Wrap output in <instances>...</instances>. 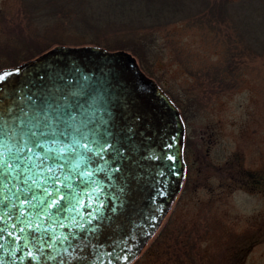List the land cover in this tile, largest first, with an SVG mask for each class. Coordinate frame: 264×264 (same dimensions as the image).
Returning a JSON list of instances; mask_svg holds the SVG:
<instances>
[{
  "label": "rangeland",
  "instance_id": "obj_1",
  "mask_svg": "<svg viewBox=\"0 0 264 264\" xmlns=\"http://www.w3.org/2000/svg\"><path fill=\"white\" fill-rule=\"evenodd\" d=\"M17 7L0 0V41L15 33ZM223 31L176 22L159 31L148 66L133 56L178 104L191 154L178 207L134 264H264V55L235 58L229 87L211 88L208 74L229 63ZM250 43L248 50L260 49ZM6 57L0 70L28 60Z\"/></svg>",
  "mask_w": 264,
  "mask_h": 264
},
{
  "label": "flooded vegetation",
  "instance_id": "obj_2",
  "mask_svg": "<svg viewBox=\"0 0 264 264\" xmlns=\"http://www.w3.org/2000/svg\"><path fill=\"white\" fill-rule=\"evenodd\" d=\"M88 60L89 67L86 68V71L92 73L91 82L96 81L101 92V108H99L101 111L98 110L92 116L93 121L88 119L85 121L87 130H85L84 144L87 143L90 149L84 154L88 172L96 175L100 181L97 185L95 184L96 190H98L96 197L89 196V208L83 209L81 213L92 212L91 226L96 231L94 233L78 232L72 223V217L68 221L17 223L16 219L26 218L29 211H37V208L34 207L36 201L31 199L27 204L21 203L20 198L25 194L23 183L20 184L21 191L17 193L14 181L12 183L13 195L10 193L12 203L9 195L0 206V217H3L0 220V245L3 246L0 247V264H59L60 259H64L70 264H134L143 256L145 247L151 240V246L158 244L161 234L159 229H161L164 218H167L169 214L172 216L173 210L178 207L182 184L188 176V166H190L188 165L191 155L189 154L190 146L186 144L185 132L182 155L186 166L184 176L179 183L180 187L174 191L172 172L163 162H156V156L153 154V151L164 145L166 136L171 132L173 134V124L169 123L171 128L168 133L161 126L157 133L154 126H148L142 119L144 104L154 105V94L149 92L145 84L138 81H129L126 84L121 81L118 76H125L126 66L118 68L115 62L106 65V61L96 57L88 58ZM64 64L66 65L62 59L58 62V67H61V70L57 73L56 69H53L51 74L60 76L63 72L68 71ZM69 67L70 73H74L75 68L83 67V63L79 60L76 66ZM139 69L141 74H144L140 67ZM144 76L151 79L147 74ZM155 84L159 85L156 82ZM162 91L165 93L163 89ZM167 96L169 95L167 94ZM170 100L174 103L172 98ZM177 108L181 113L179 106ZM54 130L56 134H61V137L65 135V137L52 150L54 152H56L55 150H64L65 143L70 139L71 129L67 125H61L56 126ZM101 144H111L112 147L106 148L97 155L98 145ZM149 155L153 156L154 161ZM62 156H66L64 151ZM68 160V163H71L70 158ZM161 165L164 170H160ZM53 167L55 175L60 180H64L63 172L68 169L55 165ZM40 176V182H52L51 173H41ZM19 182H23V180ZM49 186L52 185L47 183L46 187L49 188ZM131 189H135L136 192L143 191L146 194V206H141L136 211L140 220L127 222L128 213L130 216L134 213L130 211L132 206L129 205L133 201L129 198ZM28 195H35L39 199L45 194L39 189L38 194L32 191ZM59 196L60 193L59 195L56 193L54 198H46V202L50 203L51 200L58 199ZM13 204H16L17 207L13 208ZM64 207L65 205L62 206V208ZM163 207H168L164 213ZM160 213H163L162 217ZM74 217L78 221L81 220V215ZM83 219L86 220L87 216H84ZM61 224L64 226L61 227ZM36 225L40 227L37 228ZM21 228L24 229L23 232L20 231ZM73 231H77L80 247L91 244V248L84 247L81 254L73 244L69 248L71 254H66L64 248L68 246V242H65L62 237L70 236ZM58 237L61 239H57ZM49 244L51 248L48 247ZM78 256L79 258H77Z\"/></svg>",
  "mask_w": 264,
  "mask_h": 264
},
{
  "label": "water",
  "instance_id": "obj_3",
  "mask_svg": "<svg viewBox=\"0 0 264 264\" xmlns=\"http://www.w3.org/2000/svg\"><path fill=\"white\" fill-rule=\"evenodd\" d=\"M94 57L106 61V65L115 62L118 68L126 66L125 76L121 75L118 78L125 84L129 83V81L143 83L149 89V92L154 94V105L144 104L145 106L142 110L144 116H142V119L148 126H154L157 133L160 126L164 127V131L168 133L171 128L170 125L173 124V134L171 132L170 135L166 136L164 145L153 151V154L156 156V162H163L172 172L174 191L180 187L179 183L182 180V176H184L186 166L182 155L185 124L176 104L170 100L169 96L152 79H147L144 74H141L136 58L125 49L108 51L105 47L95 45H83L81 47L53 46L52 49L45 53L43 52L36 58L23 61L15 66L12 65V67L1 68L0 70V74H11L5 77L3 82H0V108L8 109L9 111L15 110L17 113L21 108H24L29 110L30 113L47 115L52 118L53 127L50 133L42 137L45 151L59 145L60 141L65 137V135L61 137V134L58 135L54 132L56 126L67 125L71 129L70 139L64 145L65 149H61V151L55 150V153H59L58 156L62 158L61 167L68 169L63 172L62 178L64 180L59 179L55 183L49 181L42 184V186H46L47 183L52 185L48 188L52 193L51 199L55 197L56 193L58 195L60 193V196H65V200L61 202V208L65 205L62 208L63 212L47 208L46 212L51 213V215H46L45 212L37 209V211H29L24 219H16L17 223L68 221L71 217L78 216L77 210L80 213L83 211V209H80L81 204L86 205L84 209L89 208L90 195H92V198L96 197L98 190H96L95 184L97 185L100 179L94 174L89 176L84 152L90 148L85 149L83 147L85 130H87L85 121L86 119L93 121L94 118L92 116L98 110L99 112L101 111L99 109L101 108V92L97 87L96 81L91 82L92 73L86 71V68L89 67L88 58L92 59ZM62 59L65 61V69L67 70L68 68V71L63 72L60 76L52 75L51 70L56 69L57 73L61 70V67H58V62ZM79 60L82 61L83 67L75 68L74 73H70L69 66H76ZM57 116L59 117L58 119ZM170 122L171 124H169ZM88 133L89 131L86 136ZM34 151L36 150L34 149ZM38 151H41V155L44 154L42 148L38 149ZM63 151L66 154L65 157L62 156ZM169 155L175 157L174 162L167 159ZM149 156L153 160V156ZM68 158H70L71 163H68ZM153 165L159 167L158 165ZM161 169H163L162 165L160 166ZM71 175L73 176L71 177ZM22 183L19 182V184ZM22 186L25 193L28 185L23 183ZM32 191L38 194L39 189L33 188ZM10 193L12 194V183L6 187L0 186V206L5 197L8 198L9 195L12 203L13 194L11 195ZM145 197L146 194L143 191L138 190L136 192L135 189H131L129 198L133 201L129 205L132 206L130 211L134 213L131 216L128 213L129 219L127 222L129 220H140L136 211L141 206H146ZM167 208L163 207V213ZM163 213H160L161 217Z\"/></svg>",
  "mask_w": 264,
  "mask_h": 264
},
{
  "label": "trees",
  "instance_id": "obj_4",
  "mask_svg": "<svg viewBox=\"0 0 264 264\" xmlns=\"http://www.w3.org/2000/svg\"><path fill=\"white\" fill-rule=\"evenodd\" d=\"M17 8L15 33H4L0 41V54L8 58L4 61L15 56L29 60L52 46L95 45L125 49L146 67L159 31L185 21L211 32L224 30L221 42L229 63L208 74L211 88L229 87L235 58L264 55V0H18ZM237 13L244 17L237 18ZM247 29L258 33L250 37ZM250 40L260 46L258 51L248 50Z\"/></svg>",
  "mask_w": 264,
  "mask_h": 264
},
{
  "label": "snow or ice",
  "instance_id": "obj_5",
  "mask_svg": "<svg viewBox=\"0 0 264 264\" xmlns=\"http://www.w3.org/2000/svg\"><path fill=\"white\" fill-rule=\"evenodd\" d=\"M11 75L10 73L0 74V82H3L5 77ZM59 117L57 116V119ZM53 127L52 118L47 115H40L36 113H30L29 110L21 108L17 113L15 110L9 111L8 109L0 108V186H7L8 184L16 183L15 191L19 193L21 191L19 181L23 179V183L28 185L25 190V194L20 198L21 203L27 204L29 199L36 201L34 207L39 209L41 212H45L46 215H51L47 213V208H52L60 210L61 202L65 200V196L61 195L58 199L51 200L50 203L46 202V198L52 197V193L46 186L42 184L47 181H42L38 183L41 179V173H51L50 179L53 183L59 180V177L55 175L54 167H61L62 158L59 157L51 148L47 151L44 150V139L42 137L47 136ZM85 149H88V144L83 145ZM99 152L97 155L102 153L106 148H111V144L98 145ZM169 147H171L169 145ZM43 149V155L38 149ZM34 149L36 151H34ZM75 151V149H73ZM158 158V157H157ZM170 161H175V157L169 155L167 157ZM92 174L89 173V176ZM35 176V178H33ZM33 188L41 189L42 193L45 195L41 196L39 199L35 195L29 196L28 194L32 192ZM102 191V190H101ZM7 199V197H5ZM13 208L17 205L13 204ZM86 208V205L81 204L80 209ZM71 211V210H69ZM81 220H76L75 217L72 218V223L78 232H89L94 233L96 229L91 226L92 224V212L87 211L85 213H80ZM6 215L8 213H5ZM87 216V219H83ZM3 217H0L2 220ZM64 225L61 224V227ZM15 227V225H13ZM39 228V225H36ZM21 232L24 231L23 228L20 229ZM77 231H73L71 235H65L62 239L68 242V246L64 248V252L70 255L69 248L75 244L79 253H83L84 247L91 248V244L85 245L84 247L79 246V236ZM11 235V233H9ZM61 239V238H57ZM0 247H3L0 245ZM51 248V245H48ZM79 258V256L77 257ZM59 264H70V262L60 259Z\"/></svg>",
  "mask_w": 264,
  "mask_h": 264
}]
</instances>
